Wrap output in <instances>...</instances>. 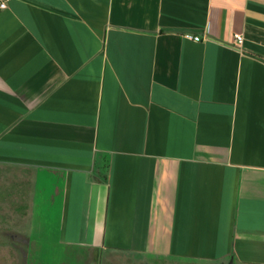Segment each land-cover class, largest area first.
<instances>
[{"label":"crops","instance_id":"obj_1","mask_svg":"<svg viewBox=\"0 0 264 264\" xmlns=\"http://www.w3.org/2000/svg\"><path fill=\"white\" fill-rule=\"evenodd\" d=\"M0 170L53 258L264 264V0H9Z\"/></svg>","mask_w":264,"mask_h":264},{"label":"rangeland","instance_id":"obj_2","mask_svg":"<svg viewBox=\"0 0 264 264\" xmlns=\"http://www.w3.org/2000/svg\"><path fill=\"white\" fill-rule=\"evenodd\" d=\"M8 170H0V179H8L0 186V264H190L172 259H155L147 262L137 257H104L99 262L96 255L85 251L63 249L67 258H53L50 250L27 241L25 216L22 195L13 192V178ZM10 189L11 191H9ZM8 190V191H7ZM34 244V245H33ZM82 264V263H81Z\"/></svg>","mask_w":264,"mask_h":264},{"label":"built area","instance_id":"obj_3","mask_svg":"<svg viewBox=\"0 0 264 264\" xmlns=\"http://www.w3.org/2000/svg\"><path fill=\"white\" fill-rule=\"evenodd\" d=\"M8 1L9 0H0V9H5L7 7V2ZM184 36L186 38L192 39L194 41H198L199 40V37L192 36L190 34H185ZM243 40H244V38H243V36L241 34H234L233 35V41H232L233 46L239 51H241V49H242Z\"/></svg>","mask_w":264,"mask_h":264}]
</instances>
